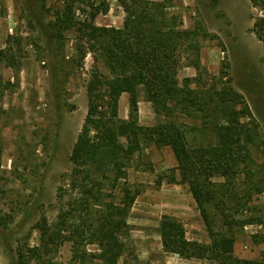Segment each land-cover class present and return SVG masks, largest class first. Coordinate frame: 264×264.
<instances>
[{"label": "rangeland", "instance_id": "rangeland-1", "mask_svg": "<svg viewBox=\"0 0 264 264\" xmlns=\"http://www.w3.org/2000/svg\"><path fill=\"white\" fill-rule=\"evenodd\" d=\"M66 1L0 0V14L12 25L9 43L0 48V264H23L21 252L30 264L69 263L72 256L71 242L42 256L30 249L43 243L42 227L52 231L59 215L80 196L71 186V156L90 109L88 85L112 73L104 46L80 30L83 24L67 30L53 25ZM88 1L108 7L98 13L97 26L124 27L128 12L123 0H78L75 21L90 16ZM149 1L165 3L167 17L190 33L180 47L176 76L187 96L180 105L169 101L166 110L148 100L141 87L138 123L150 127L176 120L194 146L215 144L230 112L248 128L258 127L251 173L226 183L236 187L238 201L225 198L228 205L209 203L206 209L220 228L229 215L255 219L224 230L235 239L237 258L264 261V192L254 189L264 185V43L254 32L262 12L251 0ZM130 114V95L124 93L119 115L129 120ZM137 155L127 168V183L139 195L128 217L127 249L120 264H217L212 258L187 259L163 249L160 221L165 214L176 213L188 238L203 243L211 238L173 150L147 142L142 157Z\"/></svg>", "mask_w": 264, "mask_h": 264}, {"label": "trees", "instance_id": "trees-1", "mask_svg": "<svg viewBox=\"0 0 264 264\" xmlns=\"http://www.w3.org/2000/svg\"><path fill=\"white\" fill-rule=\"evenodd\" d=\"M77 1L67 0L66 6L57 11L53 25L67 30L74 23L83 24L84 28L80 30L104 46L112 77L96 79L88 85L90 109L71 156L74 164L71 186L79 190L80 196L72 199L69 209L59 215L52 231L42 227L43 243L30 249L32 255L37 256V252L41 256L50 254L65 242H71L69 263L55 264H120L127 249L124 238L129 234L128 217L139 195V191L133 192L127 183V168L136 153L142 157L145 143L152 142L173 150L177 169L190 187L211 238L210 243L188 238L183 221L165 214L160 221L163 249L187 259L212 258L217 264H264V261L237 258L234 255L235 239L224 230L251 224L255 219L229 215L224 227L220 228L206 209L209 203H214L217 208L228 205L225 198L238 201L236 187L230 188L226 183L230 185L231 181L240 180L242 174H249L251 147L259 134L258 127L248 128L234 112H230L226 123L218 129L215 144L194 146L184 125L176 120L162 121L150 127L139 125L141 87L157 108L161 105L165 108L169 101L180 105L187 96L185 88L178 86L176 76L180 47L190 33L179 29L174 18L167 17L163 2L132 0L127 3L128 0H123L128 15L124 27L117 29L94 23L98 13L108 11V7L91 1H88L92 9L90 16L84 21H75ZM251 1L262 12L256 19L254 32L264 43V0ZM9 40L10 36L7 44ZM124 93L130 95L129 120L119 115V102ZM99 100H103L100 109ZM228 100L224 95L222 102L227 104ZM92 131H95L94 135ZM220 178L225 180L224 183L218 182ZM254 189L263 193L264 185L256 184ZM251 194L249 189L244 196L246 205ZM91 246H94L93 250ZM21 262L30 264L23 252Z\"/></svg>", "mask_w": 264, "mask_h": 264}, {"label": "crops", "instance_id": "crops-1", "mask_svg": "<svg viewBox=\"0 0 264 264\" xmlns=\"http://www.w3.org/2000/svg\"><path fill=\"white\" fill-rule=\"evenodd\" d=\"M11 30L12 25L8 21V18L3 14H0V48L7 44V39ZM174 216H176V213H174Z\"/></svg>", "mask_w": 264, "mask_h": 264}]
</instances>
